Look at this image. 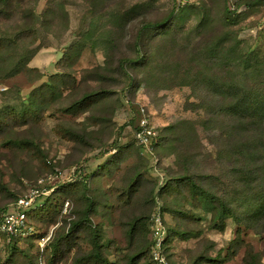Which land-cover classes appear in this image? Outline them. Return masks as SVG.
<instances>
[{"label":"rangeland","instance_id":"obj_1","mask_svg":"<svg viewBox=\"0 0 264 264\" xmlns=\"http://www.w3.org/2000/svg\"><path fill=\"white\" fill-rule=\"evenodd\" d=\"M142 106L155 156L132 142ZM34 187L0 264H100L93 230L109 264H154L157 207L168 264H264V0H0V213Z\"/></svg>","mask_w":264,"mask_h":264},{"label":"built area","instance_id":"obj_2","mask_svg":"<svg viewBox=\"0 0 264 264\" xmlns=\"http://www.w3.org/2000/svg\"><path fill=\"white\" fill-rule=\"evenodd\" d=\"M139 115L134 138L144 153L153 154V148L157 142V132L151 124L144 106L139 109ZM44 193H46L45 190H40L39 187L31 188L27 194L15 200L10 209L0 213V241L11 242L13 238H23L34 233L33 226L28 223L27 212L33 207L37 197ZM150 221L151 259L154 264H168L163 252L166 228L160 207L156 208Z\"/></svg>","mask_w":264,"mask_h":264},{"label":"trees","instance_id":"obj_3","mask_svg":"<svg viewBox=\"0 0 264 264\" xmlns=\"http://www.w3.org/2000/svg\"><path fill=\"white\" fill-rule=\"evenodd\" d=\"M174 14V9H172L170 11V16L164 18L163 20H160V21H146L144 22V26L143 28L141 29V31H139L137 33V37H136V46L137 48L139 49V46H140V41L144 38V36L146 35H149V33H152L154 30L156 29H160V28H163L164 26L167 27V23L169 21V19L172 17V15ZM141 56V52L139 51L138 53V57ZM137 57V58H138ZM142 59H144V57H142ZM91 95H89L88 97H90ZM84 99H81L79 101H76L74 103H72L71 106L67 107L66 110L67 111H70V112H73L75 111L78 106L81 105V103L84 102ZM242 103H245V100L242 101ZM137 126L135 127V130H136ZM65 133L71 138V139H74V140H82V136L81 134L77 133L76 131L74 130H71V129H65L64 130ZM132 142L137 146V148H139V150L142 151V148L140 145H138L136 143V140L134 138V134H133V139H132ZM159 144H161V133L158 132L157 133V142L155 143L154 145V148H153V154L155 156V153L157 151V148L159 146ZM190 182V181H189ZM192 187L195 189V191H199L200 195H202L205 199H207L208 201H210L211 204H214L213 201H216V211H217V215L219 217L223 216V215H226L229 213V208L227 207V205L225 204L224 201H222L220 198L214 196L213 194H211L210 192H207L206 190L202 189L199 187V190H197V186L194 184V183H191ZM167 186V183L162 186L163 188ZM48 189V188H47ZM20 197V196H19ZM19 197H16L13 202L15 200H17ZM85 198L87 200H89V197L87 195H85ZM38 199V198H37ZM35 201L33 207H31L29 209V211L27 212V220H28V223L30 225H34V217L39 214L40 210L42 207H44V202L42 200H37ZM92 205V202L89 201L88 202V206L91 207ZM160 210L163 212L164 214V211L162 208H160ZM150 220V219H149ZM79 225V221H74V222H71V226H70V230H73L75 229L77 226ZM177 234L181 237H188L189 234L188 233H185V232H177ZM33 234H30L26 237H23V238H20V237H17V238H13L11 242H17L19 240H25L27 238H29L30 236H32ZM92 239H91V244H92V249H91V252L90 254L88 255L89 258L99 262L100 264H109L108 263V260L106 258L103 257V255L101 254V245L98 241V238H97V233L95 230H93V233H92ZM168 240L167 237H165L164 239V243ZM11 242H7V244H10ZM150 246H151V240L148 241V252H150ZM135 258H133L134 260ZM152 260V259H151ZM153 262V261H152ZM154 263V262H153Z\"/></svg>","mask_w":264,"mask_h":264}]
</instances>
